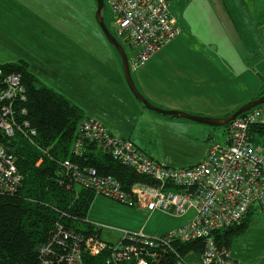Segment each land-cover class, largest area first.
Segmentation results:
<instances>
[{
	"label": "crops",
	"instance_id": "crops-1",
	"mask_svg": "<svg viewBox=\"0 0 264 264\" xmlns=\"http://www.w3.org/2000/svg\"><path fill=\"white\" fill-rule=\"evenodd\" d=\"M32 2L36 3V0H0V42L9 28L15 32L11 25L13 20L19 31L22 27L24 32L26 23L22 20L27 18L45 19L54 35V12L44 13ZM229 3V0H170V11L177 19L180 33L147 63L138 68L133 66L134 63L131 66L138 88L152 104L190 114L224 117L261 92L264 85V28L262 32L254 28L253 10L239 13L229 8ZM94 34L102 44L93 49L102 48L106 52L104 67L107 69L109 64V75L106 71L99 75V71L93 69L92 47L85 44L78 46L82 61L61 64L54 61V68L47 67L45 74L54 79V83H63L57 86L60 91L82 106L88 117L100 120L115 135L129 138L151 157L169 166L192 165L194 162L173 164L172 159L167 160L164 152L154 146L153 140L181 139L189 143L198 138L203 142L206 140L202 134L205 128L193 120L163 116L147 109L131 92L123 68L117 58L115 61L112 58L117 56L107 53L103 38L97 31ZM31 69L38 76L43 72L36 66ZM92 83L98 85L92 87ZM176 129L183 133H176ZM99 211L106 217L119 214L117 216L137 220L134 231L142 230L151 236L165 234L191 219V214L149 213L97 196L87 219L101 229L100 238L109 243L113 242L103 237L105 229L97 223L101 222V217H97ZM253 223L254 219L249 229ZM230 253L238 264H264V260L257 263L252 258L244 260L232 251ZM185 259L187 264H205L200 253L191 252Z\"/></svg>",
	"mask_w": 264,
	"mask_h": 264
},
{
	"label": "built area",
	"instance_id": "built-area-1",
	"mask_svg": "<svg viewBox=\"0 0 264 264\" xmlns=\"http://www.w3.org/2000/svg\"><path fill=\"white\" fill-rule=\"evenodd\" d=\"M114 15L117 35L123 37L135 49L133 66L147 63L164 45L179 33L177 19L170 11V0H105ZM2 98L27 99L21 76L3 74ZM10 111V110H9ZM2 134L13 137L20 131L33 140L37 130L28 119L20 123L0 118ZM264 121L262 107H255L233 120L227 145H213L205 159L189 166H169L162 163L129 138L113 134L100 120L85 119L79 132L82 140L76 142L77 155L83 139L100 142L102 148L115 159L145 175L153 183L136 182L130 189L112 175H101L93 167L80 166L66 160V178L73 184L92 190L131 208L149 213L161 211L174 216L191 214L184 225L169 232L151 236L144 231H126L118 244H109L101 238L89 236L86 249L96 255L110 248L107 264H121L135 260V264H149L137 245L151 248L170 246L176 241L204 239L206 249L202 253L205 264H235L230 251L219 248L214 233L243 220L254 209L264 213V147L252 140L250 127ZM35 143V142H34ZM22 174L17 159L0 141V189L9 190L21 184ZM73 234V233H72ZM80 239V238H79ZM81 246L75 244L69 256L70 264H81ZM178 264H187L184 259Z\"/></svg>",
	"mask_w": 264,
	"mask_h": 264
},
{
	"label": "trees",
	"instance_id": "trees-1",
	"mask_svg": "<svg viewBox=\"0 0 264 264\" xmlns=\"http://www.w3.org/2000/svg\"><path fill=\"white\" fill-rule=\"evenodd\" d=\"M10 73L21 76L27 99L9 100L0 94V118L13 121L15 116L19 123L28 119L37 134L32 141L20 131L9 137L2 134L0 126V141L16 157L23 176L18 187L0 189V264H70L68 258L75 244L81 246V264H107L110 248L93 255L85 246L89 236L100 238L101 229L87 219L97 195L66 178L64 162L71 160L82 167H93L101 175H112L126 189L136 182L153 180L115 159L100 142L89 138L83 139L82 154L77 155L76 142L83 138L79 127L92 117L64 93L44 83L24 58L0 63V93L5 86L2 76ZM263 94L264 85L260 92ZM250 133L252 140L260 144L264 121L251 126ZM252 215L251 211L240 222L217 230L214 237L219 248L230 251L233 239L249 229ZM137 248L149 264H178L181 259L186 261L185 256L191 252L204 253L206 242L198 238L176 241L167 247ZM121 264H135V260Z\"/></svg>",
	"mask_w": 264,
	"mask_h": 264
},
{
	"label": "rangeland",
	"instance_id": "rangeland-1",
	"mask_svg": "<svg viewBox=\"0 0 264 264\" xmlns=\"http://www.w3.org/2000/svg\"><path fill=\"white\" fill-rule=\"evenodd\" d=\"M229 1V8L239 13H248V10H253L251 12V14H254L252 24L255 29H259L262 32L264 28V0ZM32 4L44 13L54 12V35L51 31L52 28H50L45 19L27 18L26 20H22L26 23L24 32L22 27L19 31L13 20V24L11 25L14 26L15 32L9 28L6 35L1 37V62L14 61L18 57H23L29 61L31 67L36 66L39 69H43L39 77L44 83L60 91L57 86L63 83H54V79L45 74V69L47 67L54 68V61L56 64H61V62L78 63L82 61L79 60L78 46H82L83 44L92 47L90 55L93 69L98 70L99 75L105 71L109 75V64L107 69L104 67L106 52L102 48L93 49L94 46L102 44L94 34V31H97L101 38H103L102 41L107 45V53L111 52L112 56L116 55L117 57H111L114 58V61L117 58V62L122 68L120 54L109 43L96 20V0H36V3L32 2ZM26 12L28 13V10ZM105 19L112 31L117 35L115 18L109 7L105 11ZM117 36L124 44L129 57H132L134 48L123 37ZM91 85L93 87L94 85H98V83H92ZM67 86L69 89L72 88L70 85ZM259 96L260 93L256 97ZM261 107L264 111V104ZM196 123L201 124L205 128L202 132L203 136H206L205 141L202 142L196 138L194 142L187 143L181 139L169 141L166 138H161L159 141L157 139L153 140L154 146L159 151L164 152L168 157L166 158L167 160L172 159L173 164L185 165L204 160L213 145H227L230 134L229 125L213 126L205 123ZM176 133L182 134L183 130L176 129ZM259 143L264 147V138ZM101 199L104 198L101 197ZM252 214L254 219L253 226L245 234L233 239L230 251L235 256L241 257V259L252 258L257 260L258 263L264 260V213L256 208L252 211ZM97 215V217H101V222L97 223L106 230H104L103 237L114 244H118L123 239L122 237H124L126 231L135 232L134 227L137 220L133 221L124 216H117L119 214L106 217V214H102L101 211ZM255 221L256 225H254Z\"/></svg>",
	"mask_w": 264,
	"mask_h": 264
},
{
	"label": "water",
	"instance_id": "water-1",
	"mask_svg": "<svg viewBox=\"0 0 264 264\" xmlns=\"http://www.w3.org/2000/svg\"><path fill=\"white\" fill-rule=\"evenodd\" d=\"M97 7L95 11L96 20L102 29L104 35L106 36L109 43L114 47V49L120 54L122 68L125 76V80L134 94V96L142 103L147 109L154 111L158 114L165 115V116H176L181 118H186L189 120H193L199 123L210 124L213 126H221V125H229L233 120H235L241 114L255 108L259 107L264 104V94L256 97L239 108H237L231 114H228L224 117H211V116H203L197 114H190L188 112L180 111V110H172V109H164L152 104L145 95L140 91L138 88L133 74H132V67L130 63V58L128 53L125 50L124 45L122 42L117 38V36L111 31L108 24L106 23L104 10L106 9L107 5L105 0H96Z\"/></svg>",
	"mask_w": 264,
	"mask_h": 264
},
{
	"label": "bare ground",
	"instance_id": "bare-ground-1",
	"mask_svg": "<svg viewBox=\"0 0 264 264\" xmlns=\"http://www.w3.org/2000/svg\"><path fill=\"white\" fill-rule=\"evenodd\" d=\"M83 149H85V148H83ZM195 240V239H194ZM193 241V240H192Z\"/></svg>",
	"mask_w": 264,
	"mask_h": 264
}]
</instances>
